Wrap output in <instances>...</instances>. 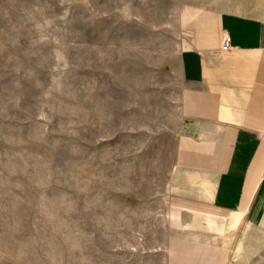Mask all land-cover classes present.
<instances>
[{
    "label": "rangeland",
    "instance_id": "1",
    "mask_svg": "<svg viewBox=\"0 0 264 264\" xmlns=\"http://www.w3.org/2000/svg\"><path fill=\"white\" fill-rule=\"evenodd\" d=\"M216 10L264 21V0H0V264H264V233L171 191L183 23Z\"/></svg>",
    "mask_w": 264,
    "mask_h": 264
},
{
    "label": "crops",
    "instance_id": "2",
    "mask_svg": "<svg viewBox=\"0 0 264 264\" xmlns=\"http://www.w3.org/2000/svg\"><path fill=\"white\" fill-rule=\"evenodd\" d=\"M205 14L183 23L172 196L195 210L196 220L211 219L224 232L244 222L243 235L264 233V21L228 11ZM223 31L231 48L221 52ZM188 251L185 264H202L192 255L194 245Z\"/></svg>",
    "mask_w": 264,
    "mask_h": 264
},
{
    "label": "built area",
    "instance_id": "3",
    "mask_svg": "<svg viewBox=\"0 0 264 264\" xmlns=\"http://www.w3.org/2000/svg\"><path fill=\"white\" fill-rule=\"evenodd\" d=\"M231 48L230 36L227 32L223 31L220 34V51L224 52Z\"/></svg>",
    "mask_w": 264,
    "mask_h": 264
},
{
    "label": "bare ground",
    "instance_id": "4",
    "mask_svg": "<svg viewBox=\"0 0 264 264\" xmlns=\"http://www.w3.org/2000/svg\"><path fill=\"white\" fill-rule=\"evenodd\" d=\"M202 216V215H201ZM204 217V216H203ZM208 219V218H207ZM211 220V219H210ZM210 220H207L206 223H209L210 224Z\"/></svg>",
    "mask_w": 264,
    "mask_h": 264
}]
</instances>
